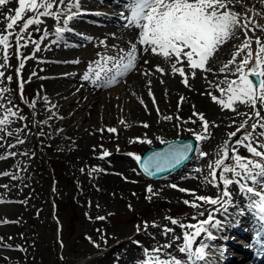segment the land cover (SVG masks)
Returning a JSON list of instances; mask_svg holds the SVG:
<instances>
[{"label":"snow or ice","instance_id":"obj_1","mask_svg":"<svg viewBox=\"0 0 264 264\" xmlns=\"http://www.w3.org/2000/svg\"><path fill=\"white\" fill-rule=\"evenodd\" d=\"M12 3L18 6L9 7ZM124 7L128 14L121 12L120 18L126 21L124 27L136 30V34L128 40L126 48L117 49V55H102L99 60L93 62L104 71L103 80L106 85L119 83L118 78L130 72H137L142 77H148L146 81L148 95L152 99L157 115L160 116V109L152 92L151 78L157 73L160 76L178 74L180 83L186 89L196 91L192 81H195L199 74V78L205 81L207 86L198 94L209 97L211 102L220 106L222 111L226 109L233 113V116L228 118L230 123L227 127H234L235 130L227 133L228 139L215 151V159L209 160L206 165L207 174L203 176L206 185L217 188L218 195L215 197L198 195L195 190L178 188L176 184L168 185L173 189L178 188L181 193L191 195L192 200L185 199L182 202L197 210L192 217L195 223H185L171 216L165 217L171 225L184 230L181 235H173L171 239L182 240L178 246V252L184 254L185 258H179L165 251L173 247L172 243L160 245L151 251L145 249L147 259L144 264H198L200 261H205L206 250L211 247L206 241L217 239L212 230L223 226L222 222L216 219V213L223 216L228 213L229 206L233 205V193L229 190L231 185L235 184L240 193L248 196V207L257 210L260 219L264 220V114H262L264 113V22H262L264 21V0H255L254 3L252 0H127ZM81 14V0H0V23L4 24V29L0 31V57H2L0 62V149L4 150L0 153V161L17 160L18 157L28 159L35 157L34 151L22 149L21 146L28 143L30 135L40 139L41 144L43 143L41 138L52 139V132H46L44 129L52 127L50 121L56 118L64 119L63 116H58L57 112L52 111L57 108V105L52 104L48 97L41 95L40 92H37V98L32 99L31 102L24 99V85L31 82V76L43 79L36 71L31 73L28 81L21 79L18 83L17 94L32 109L31 119L22 113L12 96L13 90L8 86L13 80L12 75H6L11 67L10 56L14 54L19 61L15 72L20 78L26 61L37 59L36 54L42 51V41L49 36L47 27L41 29V25L46 24V19L50 18L55 22L56 39L52 43H59L65 33L73 31L70 22ZM34 32L42 33L39 39L33 38ZM230 41L240 42L233 43L234 50L230 53V59L221 61L219 53ZM100 43L107 47L104 40ZM30 45L31 52L25 55L22 49H27ZM13 47L14 53L10 51ZM112 47L116 49L115 45ZM146 56L161 57L169 66L168 70L161 67L159 63L144 67L151 65V61L145 58ZM101 60L104 61L103 64ZM109 62L112 64L111 69L105 67ZM217 63L220 65L218 68ZM89 69L90 71L83 75L84 80L87 81L92 76L97 81L102 79L100 71H95L91 65ZM210 75L215 79H209ZM160 83L163 84L165 81L161 79ZM216 92L220 95L214 94ZM132 95L135 96L136 93L133 92ZM165 95H168L167 90ZM38 100H42L45 104L44 111L48 113L45 119H37V116L41 115L36 111ZM186 101V96H179L177 111H180L181 104ZM140 103L147 111V105L143 99ZM240 105L249 111H240ZM191 108L192 115L187 119L179 115L175 117L165 115L162 118L164 121L174 119L179 121L178 124L173 123V127L177 129L186 124L197 125L199 131L191 127L185 129L196 141L211 139L214 135L211 129L219 128L221 125L216 121H209L206 113L198 111L195 104H192ZM120 123L125 124L126 127L129 126L124 120ZM157 123H160V120H157ZM17 124L18 126H15ZM142 126L145 129L151 127L147 122H144ZM36 128H39V131L34 132L33 129ZM105 130L109 133H117L115 127L97 129L101 133ZM54 131L59 134L63 132V129H54ZM238 133L241 135L238 136ZM234 138L235 144L239 147L231 146L230 142ZM156 139L162 144H168V148L164 152H154L147 158L143 164L145 173H150V170L154 173L175 168L187 160L189 153L193 150L190 143L177 145L160 136H156ZM130 142L151 144L152 140L145 133L143 138L136 137ZM100 147L103 148V145ZM240 148H244L251 158L240 155ZM111 154L108 150H103L99 158L104 159ZM128 155L133 156L137 162L141 161L140 156L133 153ZM199 155L201 158H207L212 154L201 150ZM14 168L15 171H0V178L21 180L20 173L27 172V166L21 167L19 163H16ZM84 171L81 169V172ZM91 171L104 170L93 168ZM195 171L204 173V169L201 168ZM218 171L219 176H217ZM116 174L122 175V173ZM132 182L135 183V181ZM14 187L17 185H0V188L9 191ZM146 192L149 194L146 197L149 201L159 195L151 185L147 186ZM5 202L0 199V203ZM207 205L213 207L209 209ZM129 207L131 208V205ZM205 216L204 219H198ZM96 219L103 221L105 217L97 216ZM0 223H9V221L3 220ZM151 226L159 227L155 223ZM148 227L149 224L145 221L143 228ZM140 230L141 226L138 225L137 231ZM163 231L167 236L175 230L165 226ZM202 234L203 239L197 243ZM92 243L96 248L100 247L94 241ZM104 243L107 241L105 240ZM0 247L11 248L12 245L4 244V238L0 237ZM162 256L167 258H161Z\"/></svg>","mask_w":264,"mask_h":264},{"label":"bare ground","instance_id":"obj_2","mask_svg":"<svg viewBox=\"0 0 264 264\" xmlns=\"http://www.w3.org/2000/svg\"><path fill=\"white\" fill-rule=\"evenodd\" d=\"M126 2L127 0H81L82 14L70 22V27L73 31L65 33L59 43H52V41L56 39L54 35L56 25L52 19L47 18L46 24L41 25L42 30L45 27L49 30L48 38L41 43L42 51L36 54L37 59L27 60L23 69L26 73L24 77L27 81L33 71H36L39 77H43V79H39L37 76H31V81L34 80L36 83V91L34 95H32L31 100L37 98L36 94L40 92L41 95L47 96L52 104L57 105V108L52 109V111L57 112L58 116L64 117L62 120L56 118L50 121L49 123L52 127L46 128L48 132H52L54 144H58L64 150L62 154L64 156L63 158L68 162L69 168L75 173L78 186L87 188L86 195L89 198L94 196L93 191L95 189L99 190L104 195H111L113 198H118L119 195L124 200L128 198L129 201L141 200L140 196H142V199H147L146 197L149 195L146 192V188L150 180H147L138 172L131 157L124 152L117 151L116 148L108 150L104 146L105 142L111 141L113 137L119 135L122 131H127V137L130 140L136 137L143 138L144 134L147 133L148 138L152 140L149 146L152 147H157L159 143H161L156 139V136H160L162 139L169 141L173 139V137L189 135L191 133L185 131V129L191 127L199 131L200 129L197 125L186 124L177 129L173 127V123L178 124L179 121L175 119L173 121H164L162 117L165 115H171L173 117L179 115L181 118L187 119L192 115V104L196 105L198 111L205 112L209 121H216V123L221 125L219 128L211 129L214 135L211 139L207 140L209 143V153L212 149L217 150L222 147L224 140L228 138L227 133L235 130L234 127H227L230 123L228 118L233 116L231 111L226 109L222 111L220 106L211 102L209 97L200 96L198 94L207 86L206 82L199 78V74L198 78L192 81L196 91H189L186 89L183 84L180 83L178 74L175 76H160V74L157 73L155 77L151 78L153 80L152 92L156 98L157 106L160 109V116L153 112L155 107L153 106L152 99L148 95V87L146 84L147 79H149L148 77H142L137 72H130L124 77H119V83L106 85L103 80L104 71L95 64L91 67L95 71L101 72L102 79L97 81L94 76L87 81L83 79L84 73L90 71L89 67L86 69L85 63L86 61H94V58H92L94 53H96L95 55L99 57V59L102 55L115 56L117 55V49L126 48L128 40L136 34V30L128 28L121 30L114 24H111L114 22L110 23V21H114L118 11L126 10L124 7ZM252 2L254 3L255 0H252ZM107 3L111 6L106 5ZM17 6L16 3L9 5L11 8ZM5 11H7V9H5ZM29 15H31V13H29ZM91 18L102 20L104 23L97 25L87 22L88 19ZM32 27L34 28L35 26ZM3 29L4 24L0 23V31ZM87 31H90L88 42H82L81 45L74 46L73 41ZM41 34L42 33L34 32L33 38L39 39ZM101 40L105 41L107 47L100 43ZM239 42L240 41H230L223 46L219 53L220 60L226 61L230 59V53L234 50L233 43L238 44ZM111 43H115V51L108 48V45H111ZM101 47L107 50H102ZM253 48H255V45H253ZM88 50L94 53L92 55L85 54L84 52ZM22 51L25 55L29 54L31 52V45L27 49H22ZM145 58L151 61V65L144 67H151L159 63L161 67L168 70L169 66L161 57L146 56ZM75 61H79V63H75ZM103 63L104 61L101 60V64ZM219 66L220 65L217 63L216 67L218 68ZM105 67L111 69V62ZM27 68L28 71L26 72ZM70 79L82 82L84 88L75 89V86H71ZM161 79H163L165 83L161 84ZM209 79H215V77L210 75ZM111 86L113 88L109 89ZM166 90L168 92L167 96L165 95ZM133 92L136 93L135 96L132 95ZM214 94L220 95L218 92ZM181 95L186 96L187 101L182 103L180 111H177V104L179 102V96ZM141 99H143L147 105V111L145 110V106L140 103ZM110 102H118V109L112 106ZM239 108L242 112L249 111V109L242 105H240ZM44 109V102L38 100L36 111L40 112L41 115H38L37 119L46 118L48 113L45 112ZM121 120H124L129 126L126 127L125 124H121ZM157 120H160V123H157ZM144 122L149 123L151 127L145 129L142 126ZM116 124L119 127H116ZM108 127H115L117 133H109L106 130L103 133L97 131V129H106ZM60 128L63 129V132L56 134L54 129ZM135 132H139L140 134L136 133V135H133ZM239 135L241 134L238 133V136ZM35 142L36 138L30 135L28 143L21 147L22 149H30L29 145ZM141 144L148 145V143ZM100 145H103V148H101ZM103 150H108L112 154L109 157L100 159L99 156ZM3 151V149H0V153ZM242 151L249 154L244 148H242ZM208 158L209 157L201 158L198 153L196 157H193L190 163L186 165L181 174L170 176L166 182L160 183V181H156L152 188L155 192H158L159 195L154 196L151 200H155V202L161 205L163 203L172 205L175 208L174 210H178L180 207V211H175L174 213L180 214L178 217H174L172 213L169 216L185 223L193 222L194 220H192V217L196 214L197 210L186 206L182 202L185 199L192 200L193 197L189 194L181 193L178 188L195 190L198 195H211L213 197L218 195L217 193H208V191L212 190L206 189L203 186L197 187L199 182L196 179L198 178H193L199 177L200 173H197L195 169L204 168L208 163ZM16 163H19L21 167L27 166L26 158L18 157L17 160L8 159L6 161H0V171H15L14 165ZM93 168H100L104 171L92 172L91 170ZM81 169L85 171L81 172ZM133 169H135V171H133ZM89 172H91V175H89ZM116 173H122V175H117ZM20 176L22 179L17 181H12L8 177L0 178V185H17V187L12 188L10 191L0 188V199L6 201L5 203H0V221H9V223H0V237L4 238V244L12 245L11 248L0 247V264H51V254L46 245L42 242L40 243V240H38L39 243H36V236L30 232V230L26 229L21 222L22 219L28 221L32 216H38L42 212L41 210L45 205V201L42 200L39 195L36 196V200L29 199L32 196L30 195L28 198V194L31 192V182L28 180L26 172L20 173ZM125 177L127 179H125ZM132 181H135V183ZM193 182L195 186L192 184ZM170 184H176L178 188L173 189L168 186ZM229 190L233 193V205L229 206V211L226 216H228L229 219H233L232 216L236 213L237 220L241 216L239 222L237 221L235 225L232 226V230L238 232L240 235L245 233L239 231L240 223H244L243 221L245 220L251 231L256 229L260 231L259 235L252 240L254 247H263L264 224L258 223L260 214L257 210L248 207V196L240 193L236 185H231ZM81 191L82 190L79 189V192ZM133 193H135V195H133ZM106 200L108 201L107 198ZM146 202H148V200ZM86 203H88L87 200ZM206 207L211 209L213 206L207 205ZM2 208H7V212ZM242 213H245V216H242ZM249 213H251L253 217L248 216ZM166 214L160 215L159 218L155 220L147 219L146 221L149 224L147 229L143 228L145 221L137 219L132 225L129 223L130 225L128 226L113 227L108 230L111 222V214L105 212L103 209H91L85 218L86 221H81L79 224L77 233L80 235L84 232L90 246L84 243L82 247L84 249L78 250L79 254L76 256L73 255L74 258L70 255V257L66 259V257L60 253V264H144L147 257L145 253L138 252V248L151 251L167 243H172L173 247L165 249L166 252L179 258H185L184 254L178 252V246L182 243V240L174 241L171 239L173 235H181L184 230L178 226L171 225L170 222L165 219V217H167ZM43 215H46L45 211ZM97 216H104L105 219L103 221L97 220ZM135 216L136 214L131 216V218ZM221 217H224V215L222 216L220 213H216V219L219 220ZM131 218L128 219L131 220ZM199 218L200 217H198V219ZM153 223L159 227H152L151 225ZM231 224L232 222L229 223V225ZM138 225L141 226L140 231H137ZM165 226L173 228L175 230L174 233H169L166 236L168 240L161 244L153 243V240H155L157 236L164 235L163 230ZM222 231H224V227L215 230L217 239L221 240L219 233H222ZM9 237H12V239H9ZM120 238L124 239L109 248V246L117 242ZM200 239H203V234ZM105 240L107 243H104ZM92 241L99 244L100 247L96 248ZM206 242L211 246V251L214 252V255L218 258L222 257L227 259L230 255L233 256L232 254L226 253L224 254L226 256H224L221 251L216 250L218 246H216L215 240H208ZM228 242L230 243L229 247L237 246H235L233 242ZM35 243L38 245L37 251L32 250ZM214 249L216 251H214ZM89 250L91 251L90 253L95 252L98 254L94 255L92 259H88L85 263L78 259L84 251ZM208 250L209 249L206 251ZM211 257H213V254L210 255L207 253L205 261H200L198 264H211ZM161 258L167 257L162 256ZM217 264H264V257L253 260L248 253L244 260L236 261L235 259H227V261H223L222 263L218 261Z\"/></svg>","mask_w":264,"mask_h":264},{"label":"rangeland","instance_id":"obj_3","mask_svg":"<svg viewBox=\"0 0 264 264\" xmlns=\"http://www.w3.org/2000/svg\"><path fill=\"white\" fill-rule=\"evenodd\" d=\"M115 45V43H112L111 45H108V48L112 51H115V49L112 47ZM102 50H107L104 47H101ZM14 53V47L11 49ZM87 55H92L94 52H91L88 50L87 52H84ZM94 53L92 55V58H94V61L98 60L99 57H96ZM93 61V62H94ZM0 62H2V57H0ZM86 61V69L89 67V65L94 66L95 63ZM18 59L13 54L10 56V64L11 67L7 70L6 75H12L13 80L8 85L12 90V96L15 100V102L20 106V109L22 110V113L29 117L31 119V112L32 110L28 107L26 103H24L23 100H21L17 94L18 92V83L22 79L25 80L26 73L22 70L20 74V78L17 77L15 69L18 67ZM28 71V68L26 72ZM252 78V77H250ZM74 86L78 84V80H70ZM72 85V86H73ZM113 87H109V89H112ZM80 89V88H78ZM36 91V83L34 80H32L29 83H25L24 85V99L31 102L32 95H34ZM119 101V99H118ZM110 104L117 108L118 102H110ZM164 107V105H163ZM240 107V106H239ZM118 109V108H117ZM155 113L156 110L154 109ZM119 117V116H118ZM117 117V120H118ZM18 125V124H17ZM116 127H119L116 124ZM46 132L47 128L44 129ZM34 132L39 131L38 128L33 129ZM140 132V131H139ZM135 132L133 135H136ZM127 131L120 133L119 135L113 137V139L109 142H105L104 146L106 149L111 150V148H118L119 151L124 152L128 155V153H133L137 156H142V153L146 151V149L151 146H147L145 144L140 143H134V145H131L130 139L127 137ZM140 134V133H139ZM192 136V134H189L187 136H184V138H188L189 136ZM33 138H36V142L34 144L29 145V148L36 153L35 157L27 160V177L28 180L31 182V188L30 193L28 194V198L30 195L31 200H36L37 195H39L42 200L45 201V205L42 208V212L37 216L34 215L31 218L27 220L22 219V224L26 227V229L30 230L32 232L37 240L36 243H43L48 248L50 254H51V264H60V253L63 254L66 259H68L71 255V257L76 256L79 254L78 250H83L82 248L84 246V243L89 245L87 242L85 233L82 232L80 235L78 233V227L81 221H86V216L88 215L89 211L91 209L97 210V209H103L105 212L111 214V222L108 227V230H110L113 227H119V226H128L132 225L137 219L146 221L147 219H157L160 215L166 214V216H169L171 213L174 217H178L180 214H174L175 211H180V207L178 210H174L175 208L172 205H166V204H159L155 202V200L149 201L148 199H138L136 201H129V199L125 198L122 199L119 195L118 198H113L111 195H104L99 190H94L93 194L94 196L89 198L87 194V188L86 187H79L76 175L72 171L70 166H68V162L63 158V149L57 144H54V139H48V138H41L43 139V143L41 144L40 139H38L35 135H32ZM193 137V136H192ZM226 138L225 140H227ZM224 140V141H225ZM235 138L233 139L231 146L232 147H239L235 144ZM224 143V142H223ZM161 144V143H160ZM159 144V145H160ZM208 141H201L200 144L197 146V151L194 153L193 157H196V155L200 152V149L209 152L208 150ZM161 146V145H160ZM223 146V145H222ZM118 151V150H117ZM216 150L212 149L210 154H212L208 158V162L210 159H215V153ZM240 155H243L245 157L247 154L242 151V148H240L239 151ZM134 166L139 169L138 171H141L140 168L137 167L138 162L133 158V156H130ZM191 158V159H192ZM258 159V158H256ZM191 161V160H190ZM185 164V166H182L180 170L170 173L169 175H175V174H181L183 169L190 163ZM208 164V163H207ZM192 166V165H191ZM191 169V167H190ZM204 173L199 175V178L196 179L199 183L197 187H204L206 189H210L212 191H208V193L213 194L217 193L218 190L216 187L206 185L203 179V176L207 174V168L204 166ZM141 173H143L141 171ZM172 174V175H171ZM142 175V174H141ZM167 176L165 178L160 179H152V178H146L149 179V185L152 187L155 185L154 183L156 181L166 182V180L170 177ZM143 176V175H142ZM217 176H219V171L217 172ZM195 186V183H192ZM235 186V184H233ZM157 186V185H156ZM79 187V188H78ZM222 187V185H221ZM79 189L82 190L81 193L79 192ZM33 192V193H32ZM36 194V195H35ZM108 201L106 200V198ZM211 196V195H209ZM123 197V196H122ZM86 200L88 203H86ZM148 200V202H146ZM154 202V203H152ZM131 205V208L129 207ZM90 206V207H89ZM6 210L7 208H2ZM46 212V215H43V212ZM134 218H131V216L135 215ZM128 218H131L129 220ZM199 219H204L200 217ZM193 222H187V223H195ZM130 223V224H129ZM137 223V222H136ZM132 229V228H128ZM124 238H120L112 244L110 247L118 244L121 242V240ZM200 239V238H198ZM38 240H40L38 242ZM168 240V238L163 236H157L155 240H153V243L155 244H161L164 241ZM35 243V246L32 248L33 251H37L38 245ZM199 243V242H197ZM63 245V246H61ZM108 250V248H107ZM138 252L145 253L144 248H138ZM61 251V252H60ZM91 251H84L83 254H81L78 259H80L82 262H86L88 259L92 258L96 253H90ZM86 253V254H85ZM88 253V254H87ZM85 254V255H84ZM74 258V257H73ZM79 263V261H78Z\"/></svg>","mask_w":264,"mask_h":264}]
</instances>
